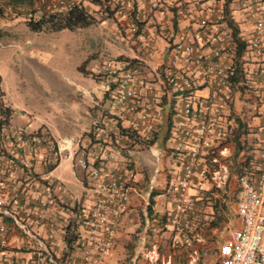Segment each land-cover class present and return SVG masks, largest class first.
I'll return each instance as SVG.
<instances>
[{"label":"built area","instance_id":"2783aa9c","mask_svg":"<svg viewBox=\"0 0 264 264\" xmlns=\"http://www.w3.org/2000/svg\"><path fill=\"white\" fill-rule=\"evenodd\" d=\"M90 5L116 21V39L140 45L146 56L156 51L155 38H161L166 56L162 84L171 92L186 91L175 97L180 112L168 138L181 168L176 206L165 223L172 245L203 242L196 226L197 199L188 193L195 180L202 175L215 189H225L233 175L235 222L218 245L217 264H264V70L256 82L263 108V122L256 128L263 135L257 154L232 173L219 158L229 136L223 109L233 102V88L242 83L232 78L245 76L250 52L264 60V0H33L30 5L7 4L3 13L34 20L43 13L80 7L92 15ZM98 71L107 75L106 91L122 118L128 116L123 128L129 129L96 124V136L89 131L94 150L87 143L90 136L25 131L12 121L0 87V264H107L121 214L139 193L134 167H108L113 156L107 146L145 140L159 121V108L151 97L153 84L140 78L137 69L107 64ZM197 88L207 92L197 95ZM62 159L82 171L91 184L90 196L70 193L51 174ZM207 162L210 166L200 171ZM150 205L147 199V227L158 221ZM141 242L146 244L144 237ZM153 249L155 257L145 256L155 263L158 248L153 244ZM199 254L193 249L190 260Z\"/></svg>","mask_w":264,"mask_h":264},{"label":"rangeland","instance_id":"374dc122","mask_svg":"<svg viewBox=\"0 0 264 264\" xmlns=\"http://www.w3.org/2000/svg\"><path fill=\"white\" fill-rule=\"evenodd\" d=\"M6 5V0H0L2 9ZM90 7L93 10L91 14L95 17L94 23L75 30L37 32L28 27L24 14L0 13V87L5 103L15 113L12 121H16L25 131L44 132L46 129L43 124H48L53 136L58 130L81 136L75 115L80 112L86 114L92 101H101L107 90V75L100 74L98 70L107 64L123 69L125 63L118 57L134 58L131 56L138 54L140 45L115 38L120 30L114 19L96 12V6ZM153 45L161 48L165 43L156 41ZM154 55H158V49L154 51ZM249 57L250 65L245 66L247 71L243 81L232 91L236 100L245 97L244 89H253L249 87L251 75L255 73L252 69L264 70L262 62L251 52ZM75 83L82 84L93 94L92 101L76 88ZM15 115L22 120L25 118V121L19 123L20 120H16ZM143 141L137 140L135 148L138 151L141 146H145ZM121 144L125 145L123 142ZM170 146L173 145L167 140L162 149L163 152L172 154L166 158V163L175 168L180 161V155L173 154ZM116 148L125 149L120 145ZM140 161L144 165L145 161ZM232 165L236 169V163L233 162ZM51 174L62 180L70 193L76 196L84 194L81 182L84 174L74 167L70 159H62ZM89 193V190L85 191V194ZM234 200L235 195L230 192L223 194L219 201L207 198L198 205L199 227L203 232L206 231L202 233L203 247L200 251L206 254L199 257L198 263L202 260L199 264H217L218 245L227 234L225 225L234 216ZM207 206L212 208L207 209ZM211 221L215 224L212 225Z\"/></svg>","mask_w":264,"mask_h":264},{"label":"crops","instance_id":"0c3cea01","mask_svg":"<svg viewBox=\"0 0 264 264\" xmlns=\"http://www.w3.org/2000/svg\"><path fill=\"white\" fill-rule=\"evenodd\" d=\"M156 41H163L161 38H155ZM160 45V43H159ZM140 47L138 48V50ZM158 55L151 56L144 55L143 52L139 51L137 55L131 57L139 59L142 64V71L144 72L145 78L154 84L156 88L155 100L159 104V114L160 122L165 120L166 117L171 115L174 121L177 117L178 112H180V107L176 103L175 97H171L173 92L165 88L161 81V71L163 62L166 56L163 52V47L157 48ZM264 66V60H260ZM262 68L255 70V73L251 75V84L249 87L253 89L243 90L244 98L236 100L233 98V102L225 107L224 110V120L228 128V139L224 144V149L219 156V158L225 161L232 173L233 162L236 163V169L238 166L246 165L247 156L249 154L256 155L258 149L261 146L262 133L256 132V128L260 126L263 122V108L260 106L259 99L257 97L256 82L261 77ZM82 81V80H81ZM76 88L86 94L92 101L94 98L93 94L89 92L86 87L80 83H75ZM165 89V90H164ZM207 92L206 89L197 88L195 94L201 95ZM110 94L104 93V98L101 101H92L95 105H91L88 108V112L85 114L80 112V114L75 115L76 120L80 125L79 130L82 135L92 130L96 136V124L105 123L111 125L113 123L119 122L122 127H127L129 124L128 116L123 117L120 114L118 107L114 105L112 100H109ZM11 107V106H10ZM12 108V107H11ZM14 111L12 115L14 117ZM113 115L114 117H111ZM16 120H20L19 123H23L25 118L19 119L15 115ZM158 121V122H159ZM14 123L17 124L16 121ZM73 123V122H70ZM45 129L50 132L52 131L50 125L43 124ZM159 138L153 144H146L141 146L142 148L138 151L134 145H123L124 150L117 149L114 146H107L108 150H111L112 158L109 159L108 167H122L127 163L130 164L137 173V187L139 189L138 194H134L131 200L127 203L125 211L121 214L119 220V226L115 232V240L112 249L108 252L106 261L107 264H199L198 259L202 256L201 249L203 247L202 243H191L189 245H172V231L169 227H165V223L170 216L171 211L176 206V198L179 189V179L181 175L180 163L177 167L173 168L172 165L166 163V158L171 156L168 152H163L162 142L163 133L165 132V127L159 124ZM71 126H73L71 124ZM71 134V133H70ZM61 135H66L63 130H58L55 137ZM73 135V134H72ZM91 137V140L87 141L90 146V150H94L96 143L95 138L92 135H86L85 138ZM102 140L110 142L109 139H104L101 135ZM145 142V141H143ZM239 145V148L237 147ZM140 156H139V155ZM159 156V160L156 161V157ZM140 159L144 160V165L141 163ZM210 163L207 162L200 166V171H203L206 166ZM145 166V167H143ZM80 172V171H79ZM232 175V174H231ZM82 180L84 194L83 197L90 196L91 189L89 182L86 181L85 177ZM234 177L232 175L229 185L225 189H215L211 183L200 175L193 184L192 187L188 189V193L197 199V207L202 204L204 199L210 198L213 200H218L222 198L225 193L233 192L235 195V183ZM89 190V194H85V191ZM150 202V213H152L157 219V222L151 223L148 227L146 226L144 218V204L146 200ZM160 199V200H159ZM211 209L212 207H206ZM212 213V211H210ZM196 226L199 228L200 235L205 233L199 227V213L197 218ZM235 219L229 220L225 226L233 224ZM205 235V234H204ZM144 237L146 244L143 245L141 238ZM157 246V258L159 260L154 262L148 261L145 255L154 256L155 250H151V245ZM154 248V246H153ZM193 249H197L200 254L197 260H190V255ZM150 251V252H149ZM0 254V258H1ZM185 259V260H184ZM19 260H24V257L19 256ZM23 264V263H22Z\"/></svg>","mask_w":264,"mask_h":264},{"label":"trees","instance_id":"16d2710c","mask_svg":"<svg viewBox=\"0 0 264 264\" xmlns=\"http://www.w3.org/2000/svg\"><path fill=\"white\" fill-rule=\"evenodd\" d=\"M33 0H6V4H24V5H30L32 3ZM3 12V9L0 7V13ZM95 21V17H93L92 15H90L89 13H87L83 8L77 7L69 12L66 13H43L42 15H40L37 19H31V18H27L26 17V23L28 25V27L33 30V31H43V30H50V31H59L62 29H68V30H75L77 28H82V27H87L91 24H93ZM118 59H121L124 61L125 63V67L122 70H127L129 68H133V69H137L139 72V77L144 79L145 81H148L145 78L144 72L142 71V62L139 61V59L137 58H129V57H118ZM243 75L241 74V77H233L232 80L233 81H243ZM239 78V79H238ZM153 84V83H152ZM114 87V84L111 85V88ZM140 86H138L139 88ZM165 90V89H164ZM155 92H156V88L153 84V91H152V100L153 102H155V105L158 107L157 104H159L158 102L156 103L155 100ZM180 92L185 93L186 91H177V92H173L171 94V97H176ZM106 93L110 94V91H106ZM110 99H112L110 97ZM176 99V98H175ZM159 108V107H158ZM160 111V110H159ZM159 118H160V114H159ZM160 120V119H159ZM176 119L173 121L171 118V115H169V117H166L165 120H162V123L159 121L152 129L151 131L148 132V134L146 135V139L144 140L146 144H153L156 139L159 138V127L161 124L162 126L165 127V132L163 133V138H162V142H166L169 138V134H170V129L173 126V124L175 123ZM118 127L121 129V131L126 132L128 129L127 128H123L119 122H117ZM125 145H128L129 143H127V141H122ZM137 143V141H136ZM131 145V143H130ZM237 147L239 148V145H237ZM252 157L251 154H249L247 156V159H250ZM248 162V160H246V163ZM211 224L214 225L215 222L211 221Z\"/></svg>","mask_w":264,"mask_h":264}]
</instances>
